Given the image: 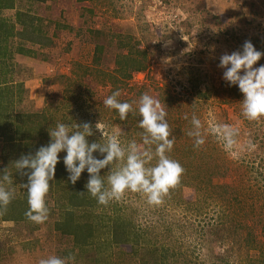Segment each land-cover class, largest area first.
<instances>
[{"label": "rangeland", "instance_id": "obj_1", "mask_svg": "<svg viewBox=\"0 0 264 264\" xmlns=\"http://www.w3.org/2000/svg\"><path fill=\"white\" fill-rule=\"evenodd\" d=\"M14 1L15 9L0 10V17L17 24V13H25L29 17L21 20L33 22L40 43H31L27 32L11 39L12 51L23 46L31 53L15 54L14 61L0 65L1 78L7 81L6 100L12 103L6 108L15 124L22 114L39 115L29 124L34 144H41L43 130L72 118L98 122L107 134L121 133L125 140L140 142L139 116L130 114L121 122L115 110L103 105L117 89L121 101L138 100L142 93L160 100L176 137L168 155L189 154L193 112L205 128L230 124L239 134L230 151L214 136H206L199 163L192 171L184 168L178 185L159 205H149L132 192L100 205L84 192L73 206L69 197L74 189L56 183L49 192L45 222L3 221L0 214V264H39L49 255L72 256L68 264H264V117L249 121L242 116L243 98L234 96L239 89L223 80L218 67L222 54L239 50L246 40L264 52V0ZM97 47L101 49L96 55ZM137 51L146 52L138 58L147 69L121 82L120 56ZM261 64L264 57L255 66ZM99 137L96 131L89 140ZM4 144L0 137V170L9 166L15 196L23 200L27 177L15 173L4 158L10 153ZM190 158H182L186 166L195 162ZM208 160L219 166L214 182L210 178L213 184L195 179L199 171L208 176V167H199ZM87 179L88 174H82L80 181ZM234 198L237 201L230 203ZM173 203L179 205L177 210ZM229 205L233 207L226 208ZM186 213L189 229L177 226ZM118 214L135 227L126 244H117L107 227ZM73 226H82L79 235L65 234L68 228L73 232Z\"/></svg>", "mask_w": 264, "mask_h": 264}, {"label": "clouds", "instance_id": "obj_2", "mask_svg": "<svg viewBox=\"0 0 264 264\" xmlns=\"http://www.w3.org/2000/svg\"><path fill=\"white\" fill-rule=\"evenodd\" d=\"M264 52L257 50L246 40L239 50L225 52L219 57L218 67L223 70L222 78L231 87L237 86L243 94L241 114L249 121L264 117V64L257 62ZM119 89L104 98L103 105L115 110L121 122L129 115L139 116L140 142L135 138L125 140L121 133L107 134L90 122H77L73 118L57 122L48 128L49 142L34 153H22L10 162L15 173L27 177L22 184L27 191L28 210L25 215L35 223L48 219L50 189L55 185L56 166L61 153L68 180L75 185L82 173H88L84 185L86 192L98 204L107 205L121 200L128 192L140 193L149 205H159L163 198L180 181L184 172L182 165L168 155L173 150L176 137L172 135L168 113L160 100L148 93H142L138 100L121 101ZM185 119L188 116L185 115ZM191 129L187 135L193 138V146L204 145L206 136L212 135L222 142L226 151L237 144L239 129L230 124H215L205 128L201 119L193 112ZM99 131L100 137L90 142L89 138ZM98 153V155H94ZM102 170L104 171L103 174ZM14 176L9 166L0 170V214L15 199ZM72 256L49 255L41 258L39 264H68Z\"/></svg>", "mask_w": 264, "mask_h": 264}, {"label": "trees", "instance_id": "obj_3", "mask_svg": "<svg viewBox=\"0 0 264 264\" xmlns=\"http://www.w3.org/2000/svg\"><path fill=\"white\" fill-rule=\"evenodd\" d=\"M3 9H15V1L14 0H0V10H3ZM24 17H29V16L22 12L17 13L16 21H17V24L22 27L21 30L17 29L16 23L11 22L9 19L0 17V65H2L3 63H6L7 61H14L15 54L22 55V56H29V54L31 53L30 50L24 48L23 46H20L19 48H17V50L12 51L9 45L11 39L22 37L23 35H26L25 33L27 32L28 40L31 43H34V44L40 43V40H39L40 34L37 33L36 28H33V24H32L33 22H31L30 20L28 22H25V21L22 22L21 19ZM28 30H31L32 32H28ZM100 49H101L100 47L96 48V52H95L96 55L98 54ZM139 55L145 56L146 52L137 51L136 53L127 54L126 56H123V55L120 56L121 61H118V71L121 72L122 75L124 76L121 82L124 81L125 83L126 81L130 80L134 72H142L147 69V65L144 63L145 61H142L141 59L138 58ZM123 60L125 62H122ZM4 67H8V66H4ZM2 75H3V71L0 69V137L4 139V142H5L4 149H7L6 152L8 151L10 152L9 154H5L4 158L8 160V162H11L15 159H18L22 153L24 154L29 153V152L34 153L40 146L46 145L49 142L50 137L48 134V129H46V131L43 130L41 134L42 137H39L42 139V141H40L41 144L38 145L32 142L33 136L28 135V133L33 131L31 127H29V124L34 123L32 120H35L36 117H39L38 114H33V115L22 114L19 116L20 119H19L18 124H15V120H13L14 118H12L13 123L11 122L12 121L10 118L11 115L9 112H7L8 108H6V105L11 104L12 101L6 100V97L9 94V88L7 86V81L1 78ZM196 88L197 87L194 86L193 90L197 91L195 90ZM236 90H238V88H236ZM205 96H206V100L210 99V95L205 94ZM234 96L237 99L243 98L242 93L240 91ZM7 119L9 120L7 121ZM12 124H14L15 126H13ZM12 130H14V132H12ZM187 146H188L189 154L186 155V157L180 156V153H177V151L175 152L177 155H173V156L169 155V156L170 158L177 160L182 165L183 168L189 167V169L191 170L192 169L191 167L194 166L195 163H199V160L201 159V156H202L203 148L201 146L199 148H195L193 144H189ZM189 157H191L190 160H193V161L195 160V162H193L189 166H186L182 158L189 160ZM210 160H212V158H210ZM199 167H201L202 169H204L205 167H208L205 170L206 171L205 173L208 176L206 177L201 176L202 173H200L201 171H199V172H196L198 173V175L195 179H199L200 181L213 184L212 182H214V176L217 174V170H219V166L209 161L208 165L201 164ZM82 174L87 175L88 173H86L85 171ZM210 178L212 179L211 180L212 182L210 181ZM181 179H182V176L180 180ZM55 180H56L55 184L57 183V185H59L60 183H63L65 188L69 186V188L72 187L74 189V190H71L69 202L73 206L79 205L78 200L76 198H79L78 195L83 196V193L86 192L85 187L81 185L82 183H85L86 180H82V181L78 180L75 185L71 184L70 182H67L68 173L65 170V166L63 164L62 159L56 166ZM215 185H218V184H215ZM176 188H178V186ZM69 193H70V190H69ZM22 195H23V200L20 199L18 196H15V199H13V201L7 207V209L1 214V218L3 221H14V222L15 221H18V222L29 221V219L25 215L26 211L28 210L27 192H25ZM92 199H95V198L92 197ZM233 200L237 201V198L231 199L229 202L232 203ZM223 201H226L225 203L228 205L229 203L228 200L224 199ZM88 203L89 202L87 201V204ZM171 206L174 210H177L179 205L177 203L174 205L173 203V205ZM230 207H233V206H230V205L226 206V208H230ZM189 208L191 209L190 206ZM196 211H197V208H196ZM198 213H199V210L197 211V214ZM188 215L189 214L186 213V218L184 219V222L177 224L178 227L183 228V229H186V228L189 229V225L191 223H189L190 220H188ZM69 217L72 219V216L70 214H69ZM230 219H233V218H230ZM108 222L109 224L107 227L110 228L109 233L113 234L114 238L116 239L115 242L117 244H122V243L126 244L129 241H131L129 239V236L132 235L133 230H135V227L132 226L131 224V220H128L123 215L118 214L113 219L109 220ZM238 226L240 227V225ZM81 227L73 226V228L75 229L73 232L70 230V228H68L65 230L66 231L65 234L77 236L79 235V232L81 231L80 229ZM211 228L213 229L212 231L215 232L214 230L215 225H213ZM89 233L92 234V232H89ZM88 236L91 237L90 234ZM227 240L229 242L230 241L233 242L231 238ZM234 243H236V241H234ZM175 255H176V252L173 254V256ZM259 263L263 264V262L261 261Z\"/></svg>", "mask_w": 264, "mask_h": 264}]
</instances>
